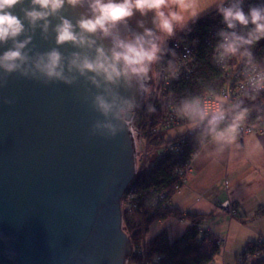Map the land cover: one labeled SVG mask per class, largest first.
Instances as JSON below:
<instances>
[{"label": "water", "instance_id": "95a60500", "mask_svg": "<svg viewBox=\"0 0 264 264\" xmlns=\"http://www.w3.org/2000/svg\"><path fill=\"white\" fill-rule=\"evenodd\" d=\"M81 11L62 14L74 21ZM33 44L47 51L55 34L44 40L37 29ZM87 87L15 74L0 87V264H126L131 254L120 202L135 174L132 138L128 125L113 138L89 134L102 117L85 102Z\"/></svg>", "mask_w": 264, "mask_h": 264}, {"label": "clouds", "instance_id": "9594fccd", "mask_svg": "<svg viewBox=\"0 0 264 264\" xmlns=\"http://www.w3.org/2000/svg\"><path fill=\"white\" fill-rule=\"evenodd\" d=\"M212 4L224 25L216 33V62L225 66L234 56L245 57L248 89L264 90V72L252 69L250 75L248 67L253 64L251 46L264 38V3L249 5L247 11L244 0H212ZM24 5L25 0H0V47L5 48L0 52V87L13 74L45 85H73L83 79L89 85L85 102L102 117L94 121L89 134L105 138L115 137L130 122L138 107L136 97L149 90V73L160 59L166 38L199 16L195 10L186 16L190 7H196L192 0H27ZM66 8L83 11L73 21L62 14ZM137 14L141 19L133 28L130 21ZM149 15L151 27L144 19ZM37 29L44 40L51 30L56 46L36 50ZM66 44L76 50L65 55L60 47ZM242 103L222 100L209 107L191 98L182 101V109L215 133L229 122L236 126ZM222 137L221 132L218 139Z\"/></svg>", "mask_w": 264, "mask_h": 264}, {"label": "built area", "instance_id": "2783aa9c", "mask_svg": "<svg viewBox=\"0 0 264 264\" xmlns=\"http://www.w3.org/2000/svg\"><path fill=\"white\" fill-rule=\"evenodd\" d=\"M248 0H244V7ZM224 27L221 23V17L212 21L210 27L204 32L193 29L185 35L170 38L163 46V58L161 63L155 67V79H149L148 110L149 121L139 122L137 112L132 114L130 122L127 124L132 138L134 155H135V174L132 181L127 186L121 202L122 228H123V211L128 216L138 219L139 223L145 218L154 216L157 209L169 208L168 193L166 191H157L151 189L147 195H142L143 186L151 175L158 170L174 165L172 172L177 184L174 187L179 192L181 186L185 183L186 178L191 173L192 162L195 154L201 145L208 139L227 132L237 142H241L247 135L258 134L264 135V90L252 92L247 87V76L245 75L246 58L240 55L234 56L226 61L225 66H221L215 60L216 44L218 37L216 33ZM203 45L209 52L214 66L222 72V84L216 94H205L199 99L205 101L209 107H214L218 102L227 100L228 102L243 101L241 108L243 111L239 114V120L236 126L231 122L227 125H221L220 129L213 134H206L207 130L196 119L189 118L183 112L182 106L175 101V88L188 82L196 73L198 66V49ZM252 48V46H251ZM249 67V74H254L252 69L260 70L255 64ZM145 94V96H146ZM158 116L155 119V116ZM194 125L185 133L179 135L173 140H166L164 143L158 137L159 132L174 128ZM151 134L157 135L156 143L158 146L149 147V137ZM193 150H195L193 152ZM192 151V153H191ZM139 159L140 165L136 164ZM151 209V210H148ZM223 212L229 217H234L236 210L232 202L221 206ZM189 213H185L187 215ZM169 221L179 222L184 220L167 219ZM165 220V221H167ZM164 221H159L162 223ZM187 222V221H186ZM193 228V225L187 222V229ZM199 236L198 243L206 240L208 243H216L219 252L223 254L227 239L225 236L213 233L209 229L201 226V222L196 225ZM186 229V230H187ZM204 234L203 237H201ZM167 237V234L165 232ZM257 246L264 245V238L255 242ZM253 250L252 245H247L242 254L236 257V264H251L263 260L264 256L257 252L250 253ZM141 257L145 264H169L165 255H155L151 262H148V241L146 236L132 246L130 256ZM209 264H213L211 261Z\"/></svg>", "mask_w": 264, "mask_h": 264}, {"label": "crops", "instance_id": "0c3cea01", "mask_svg": "<svg viewBox=\"0 0 264 264\" xmlns=\"http://www.w3.org/2000/svg\"><path fill=\"white\" fill-rule=\"evenodd\" d=\"M222 133V139L218 134L201 145L170 205L203 216L206 229L226 237L225 250L213 264H236L247 245L264 238V135L237 142ZM228 202L234 204V217L221 209Z\"/></svg>", "mask_w": 264, "mask_h": 264}, {"label": "trees", "instance_id": "16d2710c", "mask_svg": "<svg viewBox=\"0 0 264 264\" xmlns=\"http://www.w3.org/2000/svg\"><path fill=\"white\" fill-rule=\"evenodd\" d=\"M264 3V0H248L245 5V11H247L249 5H255ZM219 14L215 11L197 19L184 29V33L179 36L185 35L193 29H198L204 32L210 27L212 21H214ZM253 64H255L260 70L264 71V38L259 39L251 48ZM163 58V56H162ZM161 61L159 60L157 64ZM222 84V72L214 66L211 61L208 50L200 45L198 49V66L196 73L192 78L182 84L180 87L175 88L174 101L182 106V101L191 98H200L205 94H216ZM148 102H144L143 106L138 110L137 117L139 122L149 121ZM158 116H155L157 119ZM158 137L164 143V131L159 132ZM206 134H213L208 132ZM157 135L151 134L149 137V147L158 146L156 143ZM173 139H170L171 141ZM195 150H193L194 152ZM192 153V151H191ZM174 165L165 167L158 170L155 174L151 175L147 180V183L142 187V195H149L148 191L155 189L159 192L166 191L168 193L169 208L157 209L154 216L145 218L143 222L138 221L135 217L128 216L126 211H123V230L129 236L132 246L137 244L142 237H145L149 229L159 221H165L167 219H178L189 222L193 225V228L187 229L179 238L174 241H169L165 232L160 233L152 240L148 241V262H151L155 255H165L169 264H209L213 261L216 254L219 252V247L216 243H208L206 240H202V243H198L199 232L196 225L203 221V216L197 214L184 215L180 210L171 207L170 199L174 194L178 193L175 190L177 184L175 178L172 175ZM182 187V186H181ZM181 189V188H180ZM179 189V190H180ZM149 197V196H148ZM148 210H151L148 208ZM204 234L201 236L203 237ZM249 245L253 246V250L250 253L257 252L264 256V245L257 246L255 243ZM126 264H145V261L138 256L132 255L126 260ZM251 264H264L263 260L256 261Z\"/></svg>", "mask_w": 264, "mask_h": 264}, {"label": "rangeland", "instance_id": "374dc122", "mask_svg": "<svg viewBox=\"0 0 264 264\" xmlns=\"http://www.w3.org/2000/svg\"><path fill=\"white\" fill-rule=\"evenodd\" d=\"M193 3H195L196 7L195 8H189L188 11L186 12V16H190L192 11H198L199 16L198 18L195 19H189L187 26L192 24L193 21L200 19L204 16H207L208 14L212 13L215 11V6L212 4V0H192ZM186 28V27H185ZM177 29L175 34L169 38H166L165 42H167L170 38H176L178 35L182 33V31L185 29ZM164 42V43H165ZM163 43V46H164ZM162 59V58H161ZM160 59V61H161ZM158 62V61H157ZM162 62V61H161ZM160 62V63H161ZM154 64L152 66V69L149 73V76L151 79H155L156 77V70L154 68ZM149 100V95L146 94L144 102H148ZM144 104V103H143ZM194 125H189V126H182V127H174L168 130L164 131V138L165 140H170L178 137L179 135L185 133L188 129L194 128ZM136 164L139 166V159L136 161ZM202 227H206L204 224V220L201 222ZM187 229V222L186 221H179V222H172V221H164L161 224L155 223L148 231L146 235V240L150 241L160 233L166 232L167 238L169 241H174L175 239L179 238Z\"/></svg>", "mask_w": 264, "mask_h": 264}, {"label": "flooded vegetation", "instance_id": "af4514ba", "mask_svg": "<svg viewBox=\"0 0 264 264\" xmlns=\"http://www.w3.org/2000/svg\"><path fill=\"white\" fill-rule=\"evenodd\" d=\"M149 16H150V15H149ZM151 26H152V25H150V27H151ZM162 56H163V50H162V53H161L160 59L162 58ZM160 59H159V60H160ZM159 60H158V61H159ZM156 63H157V62H156ZM156 63H154V66L156 65ZM154 68H155V67H154Z\"/></svg>", "mask_w": 264, "mask_h": 264}, {"label": "bare ground", "instance_id": "6f19581e", "mask_svg": "<svg viewBox=\"0 0 264 264\" xmlns=\"http://www.w3.org/2000/svg\"><path fill=\"white\" fill-rule=\"evenodd\" d=\"M184 33V30L182 31V33L181 34H183Z\"/></svg>", "mask_w": 264, "mask_h": 264}]
</instances>
